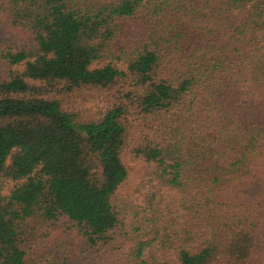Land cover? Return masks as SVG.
<instances>
[{"label":"trees","instance_id":"obj_1","mask_svg":"<svg viewBox=\"0 0 264 264\" xmlns=\"http://www.w3.org/2000/svg\"><path fill=\"white\" fill-rule=\"evenodd\" d=\"M0 15L29 35L0 45V264H71L46 247L56 231L96 264H264V0H0ZM134 20L142 37L111 52ZM59 89L115 103L82 122L47 98ZM125 151L143 172L123 198Z\"/></svg>","mask_w":264,"mask_h":264},{"label":"rangeland","instance_id":"obj_2","mask_svg":"<svg viewBox=\"0 0 264 264\" xmlns=\"http://www.w3.org/2000/svg\"><path fill=\"white\" fill-rule=\"evenodd\" d=\"M195 2L199 0H194ZM144 25L140 20L123 21L119 24V34L114 39L110 48L111 52H116L137 42L143 35ZM29 40V35L22 30L10 27L6 18L0 15V45L4 47H14ZM196 40L189 39L186 47L192 49ZM49 99H56L61 102L64 110L75 114L76 118L82 122L98 120L115 103L113 91L104 92L95 89H82L78 91L65 92L59 89L47 96ZM140 127L137 126V129ZM122 161L127 172L126 180L121 184L117 193L120 197L135 195V190L143 172V163L134 160L125 151L122 153ZM50 250L62 249L67 251L71 258V264H96L104 261L102 253H95L88 250L81 239L73 232L64 233L62 231L53 232L46 243ZM96 254V255H95Z\"/></svg>","mask_w":264,"mask_h":264}]
</instances>
